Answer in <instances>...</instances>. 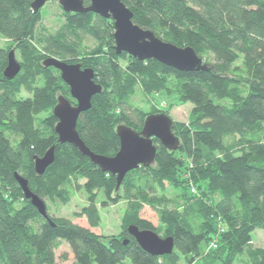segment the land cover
Here are the masks:
<instances>
[{
  "label": "trees",
  "instance_id": "trees-1",
  "mask_svg": "<svg viewBox=\"0 0 264 264\" xmlns=\"http://www.w3.org/2000/svg\"><path fill=\"white\" fill-rule=\"evenodd\" d=\"M33 1L0 0V36L20 53L22 67L16 78L6 80L9 53L0 49V264H58L59 242L70 246L74 264H163L128 233L131 225L158 233L141 217L146 206L158 212L165 238L174 239V252L163 258L170 264L181 258L189 264L196 258L234 264L246 256L264 264V249H251L252 234L264 230V0H122L137 25L167 43L193 48L209 68L199 72L118 55L114 22L93 13L66 14V27L49 33L41 29ZM80 31L107 36L110 44L79 60ZM52 57L94 70V81L103 88L77 124L92 152L116 156L119 126L141 132L148 116L161 114L143 115L138 108L133 109L137 119L128 114L135 83L147 95L165 92L193 104L192 127L173 125L179 149L169 151L153 139L155 166L131 171L116 191V176L103 173L72 145L59 143L53 116L58 97L77 102L61 73L44 67ZM24 93L27 98L20 97ZM53 146L55 162L40 177L34 159ZM16 173L44 202L67 205L78 191H86L89 204L81 215L93 228L100 223L98 205L124 202L122 234L104 241L65 218L48 214L49 223L26 201ZM190 184L198 195L190 193ZM166 185L181 188L182 195H159ZM6 186L16 189L18 198H7ZM20 199L28 203L23 210L14 208ZM38 218L42 223L35 230L32 222ZM212 243L215 249L204 256Z\"/></svg>",
  "mask_w": 264,
  "mask_h": 264
},
{
  "label": "water",
  "instance_id": "water-1",
  "mask_svg": "<svg viewBox=\"0 0 264 264\" xmlns=\"http://www.w3.org/2000/svg\"><path fill=\"white\" fill-rule=\"evenodd\" d=\"M50 0H34L32 9L34 14ZM60 4L67 14L85 15L93 13L114 22L115 49L118 55H127L141 61L156 60L161 64L180 72L208 71L207 65L191 47H178L158 38L152 31L143 29L134 22L133 12L122 0H89L85 6L84 0H54ZM45 68H55L61 73L62 80L70 87L71 96L76 100L73 105L64 96L58 97V103L53 111L57 120L55 132L59 143L70 144L79 153L90 159L103 173L117 177L116 191L119 190L128 173L140 167H151L156 162L157 147L153 139H157L169 151H176L180 147V140L173 132V120L166 114L150 115L144 121L143 129L137 132L127 125H121L116 133L120 139V151L114 157H106L92 152L81 139L77 124L81 114L92 108V99L103 92L101 85L95 83V72L92 69L83 70L80 65L69 64L57 58L44 61ZM21 64L12 50L8 54V65L3 76L6 80H13L21 71ZM35 172L43 176L47 169L55 162V147L50 148L43 157H35ZM15 179L22 189L24 196L31 202L38 213L52 223L47 212L46 203L35 195L29 188L28 181L15 174ZM128 233L135 238L139 246L153 257L171 255L175 243L172 237L162 239L152 230H140L136 226H129ZM128 244V241H125Z\"/></svg>",
  "mask_w": 264,
  "mask_h": 264
},
{
  "label": "rangeland",
  "instance_id": "rangeland-1",
  "mask_svg": "<svg viewBox=\"0 0 264 264\" xmlns=\"http://www.w3.org/2000/svg\"><path fill=\"white\" fill-rule=\"evenodd\" d=\"M66 14L67 13L63 11L62 7L58 2L50 0L40 10V15L42 18L40 25L41 29L43 28V30L49 33H56L62 30L67 25ZM107 20L113 22L112 19ZM112 33H115V30ZM109 40L110 39L107 36L99 37L88 32H78L77 41L79 47L78 49L80 50L79 60H82L86 57L90 58L92 56H95V53L99 49H102L104 46L110 44ZM0 49L5 50L7 53H10L12 50H14L16 52V59L20 63V53L16 51V49L13 45L10 44V42H8L1 36ZM204 61H206V59H204ZM122 65L125 66V63H122ZM132 91L133 94L131 101L134 105V108H131V111H128V114H131L134 120L137 119V114L134 112L133 109L138 108L143 113V115H150V113L153 111L166 114L173 120L175 125L181 127L182 129H188L192 127L191 116L194 110L193 104L183 102L179 98L171 96L165 92L147 95L137 83L134 84V88L132 89ZM20 97L27 98L28 95L24 93ZM48 115L49 113L44 114L43 116L38 118L37 122L40 123L46 117H48ZM153 166H155V163L153 164ZM84 183V180L80 181L81 185H83ZM6 187L7 191H5V193L7 194V198H18L17 196L19 195V193L16 189L11 186ZM189 187L190 193L192 195L199 194L198 191V194H193L194 191L191 192L193 188L195 189L194 184H190ZM182 193L183 190L181 188L177 189L170 185H166L164 191H162L161 189L158 190L159 195L164 194L169 198H174L178 195H182ZM26 201L29 200L26 199ZM26 201L20 199L19 202H16L14 204V208L18 210L25 209L28 204L26 203ZM45 203L47 206V212L51 217L68 219L76 225L90 229L93 233L101 237L104 241H109L112 238L119 237L123 232L122 220L126 212V204L124 202H120L116 205H111L107 208H102L100 205H98L100 223L97 227L94 228L89 225L87 218L81 215L82 210L89 204V196L86 191H78L67 205H62L59 202H54L51 200H45ZM141 217L151 222L156 228L158 232L157 234L162 239H165V230L160 223L159 214L155 209L146 206L141 213ZM40 223H42L40 218L32 222L33 229L37 230L39 228ZM257 248L264 249V230H256L252 234L251 249ZM211 249H215V247L211 248V245L208 246V248L204 251L205 254L203 255L206 256L209 253L208 250ZM55 254L58 264H74L72 250L66 242H59ZM65 256H67L68 260L64 259ZM164 257L165 256L161 257L160 262L163 264H170L169 262H166L165 259H163ZM178 264L189 263H187L184 258H181ZM193 264H206V262L200 258H196ZM216 264L220 263L217 262ZM234 264H254V262L248 256H246L245 258L236 260Z\"/></svg>",
  "mask_w": 264,
  "mask_h": 264
},
{
  "label": "built area",
  "instance_id": "built-area-1",
  "mask_svg": "<svg viewBox=\"0 0 264 264\" xmlns=\"http://www.w3.org/2000/svg\"><path fill=\"white\" fill-rule=\"evenodd\" d=\"M212 247H216V243H212V244H211V248H212Z\"/></svg>",
  "mask_w": 264,
  "mask_h": 264
}]
</instances>
